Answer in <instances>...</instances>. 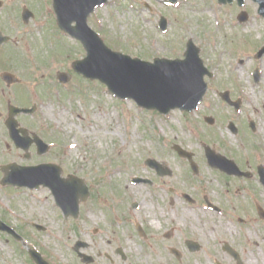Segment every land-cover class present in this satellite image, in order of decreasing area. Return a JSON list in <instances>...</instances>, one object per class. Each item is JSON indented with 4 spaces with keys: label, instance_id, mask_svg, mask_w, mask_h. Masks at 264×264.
Instances as JSON below:
<instances>
[{
    "label": "rangeland",
    "instance_id": "obj_1",
    "mask_svg": "<svg viewBox=\"0 0 264 264\" xmlns=\"http://www.w3.org/2000/svg\"><path fill=\"white\" fill-rule=\"evenodd\" d=\"M1 1L0 28L11 41L3 47L0 63L20 77V83L10 89L0 85V107L6 101L35 104V118H22L21 122L53 144L41 159H52L62 168L63 176L82 178L96 195L93 206L103 208V200L105 206L94 210L84 203L78 218H62L47 188L16 190L0 186V218L23 237L18 242L0 232V264H34L28 258V248L37 249L49 264H70L68 257L78 255L73 250L77 242L84 244L79 253L92 258L87 263L79 257V264H237L222 249L225 242L240 254L242 264H264V220L258 218L255 208L247 212L228 209L231 204L251 201V196L264 208V188L258 176L235 185L231 178L217 177L203 168L199 185H210L206 188L210 190L187 188L180 175L184 167L177 155L168 151L170 141L188 143L189 150L197 153L194 157L199 158L201 140L226 156L231 152L244 156L242 162H250L254 168L264 166V55L254 58L264 45V17L257 13V3L245 0L244 6L238 7L235 0L230 5H220L216 0H178L171 6L165 0H107L89 15V26L107 46L131 58L148 62L153 58H181L188 39L198 47L203 64L213 76L205 77L207 88L198 116H193L190 123L173 111L162 119L131 99L114 97L99 82L75 74L70 64L82 59L85 51L77 40L57 29L51 0ZM23 6L36 16L27 24L20 18ZM241 11L248 14L243 23L237 21ZM161 15L168 21L166 32L157 26ZM255 68L258 82L253 80ZM53 70L71 72L70 82H56L57 86L52 81ZM225 89L233 98H242L236 116L218 96L217 92ZM201 114L216 118V124L200 122ZM227 119L235 124L254 121L256 130L252 133L244 121L234 136L226 127ZM18 153L6 129L0 126V166L14 161L26 164ZM155 156L174 169L178 187L193 195L205 193L223 200L226 207L214 212L182 201L173 207L167 203L164 206L161 189L153 192L151 186L131 180L134 176L151 178L150 169L143 163ZM182 178L192 179L188 171L182 172ZM229 180L235 189L226 191L221 182ZM215 187L220 192L214 191ZM223 189L228 193L227 201ZM232 191L238 194L236 201L230 195ZM131 202H138L140 208H130ZM183 210L194 213L184 216ZM37 224L43 229L37 230ZM136 226L145 230L146 238L139 236ZM224 227L231 229L226 236L222 234ZM170 229V238H164L163 233ZM187 239L198 242L196 252L188 250L184 243ZM151 246L159 255L147 253ZM118 247L123 256L118 254ZM170 247L179 251L180 260Z\"/></svg>",
    "mask_w": 264,
    "mask_h": 264
},
{
    "label": "water",
    "instance_id": "obj_2",
    "mask_svg": "<svg viewBox=\"0 0 264 264\" xmlns=\"http://www.w3.org/2000/svg\"><path fill=\"white\" fill-rule=\"evenodd\" d=\"M177 0H169L175 3ZM259 4L258 13L264 16V0H253ZM106 0H53V8L57 16L58 26L70 36L78 39L83 45L86 56L72 63V68L78 74H82L89 79H98L106 84L108 91L116 97L133 99L139 106L146 109H156L161 113H168L171 109L191 111L201 100L206 85L203 76L207 70L203 67L202 61L198 56V48L189 40L184 53V59H154L152 63L142 61L138 58H131L119 52L112 51L106 47L99 36L91 30L86 19L97 6H101ZM218 3H232V0H218ZM243 0H237L239 6L243 5ZM1 5V2H0ZM32 13L26 8L23 9L22 18L27 21ZM247 14L242 11L238 15L240 22L246 20ZM75 22L72 26L71 23ZM166 20L161 17L159 27L166 29ZM0 35V43L5 41ZM264 47L257 53L261 56ZM210 75V74H209ZM257 79V71H255ZM5 80H9L11 75L5 73ZM57 78L61 82L70 80V75L58 72ZM222 98L229 101L228 93L221 94ZM231 103V102H230ZM238 107V106H237ZM33 108H18L10 106L9 117L5 124L9 130L10 137L17 147L27 150L29 142L23 137H18V131L25 133L23 129H18V123L14 116L19 112L32 113ZM38 147V152L47 149V145L37 136H33ZM181 156H191L185 153L178 146H174ZM206 155L213 165H218L222 169L232 172L233 163L226 161L220 155H216L206 148ZM148 164H152L150 160ZM229 166H226V165ZM261 180L264 182L262 168L259 167ZM3 177L0 181L2 185H13L16 187L27 186L30 188L38 187L40 184L51 189L56 203L63 210L65 215L76 216L78 212V199L87 196L86 188L81 179L69 176L66 179L60 177L61 169L54 164H41L33 167H22L15 163L1 166ZM258 213L264 218V211L257 206ZM0 230H5L14 236L15 232L0 221ZM17 236V235H16ZM20 238L19 236H17ZM83 244L77 243L75 250ZM190 248L196 245L188 242ZM241 264L237 253L229 246L224 247ZM177 257L179 254L172 250ZM31 258L37 264H47L40 255L30 250Z\"/></svg>",
    "mask_w": 264,
    "mask_h": 264
},
{
    "label": "flooded vegetation",
    "instance_id": "obj_3",
    "mask_svg": "<svg viewBox=\"0 0 264 264\" xmlns=\"http://www.w3.org/2000/svg\"><path fill=\"white\" fill-rule=\"evenodd\" d=\"M149 10H151V8H149ZM34 17H36V16H30L29 21L31 19H33ZM88 18H89V16L87 17V23H88ZM29 21H27L24 24H27ZM0 31L2 32L3 35L9 36L1 28H0ZM10 41H11V37H10L9 41H7L5 44H2L0 46V54H1V51L3 50V47L8 46ZM175 58H179V57L176 56ZM2 66H3V62L1 61V63H0V85H2V89H4V86L6 87V89H10L12 86H14L16 84H19L20 83V77L16 76L14 73H12L13 74V78H11L7 82H6V80H4L2 78V74L4 72L11 73L10 70H8L7 68H2ZM55 73H56L55 71H54V73L52 72V74H55ZM253 80H254V82H258L259 76H258L257 79H255L253 77ZM52 81L55 82V84L57 85L56 82H58V81L56 80L55 75L53 76V80ZM58 84H61V83L58 82ZM224 91H226L228 93L229 101H226L225 99L222 98L220 91L217 92L218 96L220 97V99L222 100V102L226 106H229V107H231L233 109L234 114L236 116V114L241 111L242 98H240L239 96H236V97L233 98L231 96L229 90L225 89ZM10 105H17V106H20V107H30V106H33V105L35 106V109H34L33 113H31V114L19 113L16 116L17 121L19 123L18 128H22V129L27 131L25 133H23L22 130H21V132L18 131V137H23L24 139H27L29 142L31 141L29 143V147H28V149L26 151H23L20 148H18L15 145V143L11 140V138L9 137V134H8V131H7V128H6V125H5V120L8 117ZM199 106L197 107L196 110H194L193 112H190V113L185 112V111H180V110H178V111L174 110L173 112H178L179 115L182 117V119H184L185 122H190L191 123L192 120L194 119L193 116H195L196 113H198ZM36 111H37V106L35 104H28L26 102L11 103L9 101H6V102H3V104L0 107V126L2 128H4V129H6L7 137L11 140V143L13 144V147L17 151V153L21 152L22 158L27 161L26 164L23 163L21 165L29 166V165H37V164H43V163H52V159H41V158L44 157L45 155H47L48 153H50V150L53 148V144L52 143H48L49 146L47 147V149L45 151H43L41 153L38 152V147H37V144L35 143V141L33 139V136L37 135L42 140H43V138L39 134H36L35 132H31L28 128L24 127L23 123L21 122L22 118H28V119L35 118L34 115H35ZM155 114L160 116L163 119L164 116H169L170 112L168 114L164 115V114H160V113L155 111ZM196 116H198V114ZM206 117H208V118H206ZM200 118H201L200 122H204L208 126H212V125L216 124V122H217L216 118H213L212 116H209V115L201 114ZM244 121H246L245 126L247 125V127L252 131V133H254V131L256 130V125H255L254 121L247 120V119L238 121L237 122L238 124H235L233 119H230V120L227 119L226 127L228 128V130L234 136H237L239 134V129H241V124ZM238 125H240V127ZM193 126L197 127L196 125H193ZM43 141L45 143H47L45 140H43ZM199 142L202 143V148H203L202 155H201V153H200V155L198 153L199 158H198V156L194 157V155H197V153L195 151H193V150H189L190 149L189 147H191V146L188 143H184L183 144V143H176L175 141H170L169 142V149L167 148L168 151H170L171 153L173 152L174 154L177 155V160L179 161V164H182V166L184 167V169L181 170L180 175H181V181H183L184 183L186 182L187 188H192L193 187L195 189H204V190L208 191V189H206V188L209 187L210 185H204L203 183H201V185H199V183L201 181L199 176H200V174L203 173V168L205 170L207 169V170L212 171L214 174L217 175V177L231 178L232 181L234 180L233 182L235 183V185H237V182L239 180H243L245 182H247V181L249 182V181L253 180L255 175H257L258 176V181L260 182V184L264 188V182L261 180V174H260L259 166L257 168H254V166L250 162H242V158H244V156L243 157H237L236 155H234L233 152H231V156H226L225 154H223L222 151L218 150L216 147H213L210 144L205 143L203 141L201 142V140H199ZM175 144H178L181 147H183V149L186 150L187 152H189L191 154V156H180L178 154V152L174 148ZM242 145H243L244 149L247 148V147L244 146L243 143H242ZM205 146H207L208 149H210L214 153L223 155L225 157L226 161H231L233 163L232 172L229 173V171H227L226 169H222L218 165H216V166L213 165L209 161V158L206 155ZM6 147L9 148V145L6 144ZM187 152H185V153H187ZM34 157L39 158V159L38 160H32ZM157 157L158 156L150 157V158L147 157L145 159L144 163H143L144 165H146L150 169V171H151V176L150 177L151 178H146V177L140 178V177H135L134 176V178L131 179V180H132V182H135V183L147 184V185L151 186L153 192L159 191V189H161L162 192L164 193V195H163L164 196V202H163L164 206L167 203L169 205V207H173L174 205H176V202L182 201V202H184L187 205H190V206H196V205L197 206H203L206 209L212 210L214 212H221V210H223L226 207L225 204L222 203L223 200L222 201L215 200V197L212 198V197L206 196L205 193H200L201 195L200 194L199 195L198 194L197 195H193V194H190L189 192H187L186 190H183L182 187H178L177 186L178 184H177V182L175 180V177H176L177 174L175 173L174 169L172 167H170L166 163V160L164 161V160H161V159H159ZM147 160H150L152 162V164H147V162H146ZM248 164L251 165V167ZM226 166H229V165L227 164ZM183 171H188L190 173L192 179L183 180V178H182V172ZM262 173H264V169L263 168H262ZM177 181H179V180L177 179ZM221 183L223 184L222 186H225V190L226 191L235 189V187H233V189L231 188L232 186L230 187L231 181L230 182L222 181ZM86 185L88 187L87 196H86L85 199H80L79 200L78 214L76 216L70 215L68 217H65L62 213H60V217H62V218L63 217L64 218H73L75 220L76 218H78L79 213H81V206L84 203H88L90 205V207L92 209H94V210L95 209H100V208H95L93 206V200H94L96 195L93 196L91 194L92 193L91 188H89L90 185L89 184H86ZM226 185H227V187H226ZM215 188H217V187H215ZM195 189H193V190H195ZM225 190L223 189L222 192H224V194H223L224 200L227 201V194L228 193H225ZM175 192H177V193L175 194ZM232 192L233 193L230 194V195H232V197L235 198L234 200L236 201L237 197H238V194L236 193V191H232ZM250 198H251V201H249V202L246 201L245 204H244L243 201H241L238 205L231 204L230 206H228V209H233L234 208L235 210L236 209H240L241 211H246L247 212L248 210L253 211V209L255 208V211H256V214H257L258 218L261 219V220H264L263 217H261L259 215L258 210H257V206H261V205H259L257 202L254 203V200H253L252 196ZM104 203H105V201L103 200V202H102L103 208H101L100 210L104 209V206H105ZM115 205L118 206V203L115 204ZM130 208H140V205H139L138 202H131ZM263 210H264V208H263ZM243 221L244 220L242 218H238V222L239 223H243ZM136 230H137V233L139 234V236H141L142 238H146L145 230H143L140 226H136ZM94 231H97V228H94ZM172 232H173L172 229H170L168 232H164L163 233L164 238H166V239L170 238ZM188 242H192L196 246L190 248V246L188 245ZM184 243H185L186 247L188 248V250L190 252H196L199 249L198 242L193 240V239H187L186 241H184ZM226 245H229V244H227V242H225L224 245H223V248ZM229 248L233 249L230 245H229ZM172 250H175L179 254V257H177L176 254ZM234 251L238 254L239 259L241 260L240 254L236 250H234ZM117 252H118V254H121L123 256V254H122L123 252H122V248L121 247L117 248ZM170 252L175 256L176 259L180 260V253H179V251H177V249H175L173 247H170ZM76 253L78 254L77 251H76ZM77 256L80 257L79 255H77ZM82 259H83V257H82ZM91 262H92V258L90 257V259L87 261V263H91Z\"/></svg>",
    "mask_w": 264,
    "mask_h": 264
},
{
    "label": "bare ground",
    "instance_id": "obj_4",
    "mask_svg": "<svg viewBox=\"0 0 264 264\" xmlns=\"http://www.w3.org/2000/svg\"><path fill=\"white\" fill-rule=\"evenodd\" d=\"M214 191H217V192H220V189H215ZM222 191V190H221ZM194 212L193 211H188V210H183L182 212H181V214L182 215H184V216H188V215H190V214H193ZM225 232H226V234H228L229 232H231V229L229 228V227H224V228H222V234L224 235V236H226V234H225ZM245 238H248V235H247V237H245ZM84 253H86L87 252V249H85L84 251H83ZM147 253H149V254H153L154 256H157V254L159 255V252L157 253V251H156V248L154 247V246H151L148 250H147ZM55 259V261H58V259H59V257H57V254H54V256H53ZM145 257H148L147 255H145ZM159 257V256H158ZM64 261H67L65 258H62ZM78 259H79V257L77 256V257H73V256H69L68 257V261H69V263L70 264H79L78 263Z\"/></svg>",
    "mask_w": 264,
    "mask_h": 264
}]
</instances>
